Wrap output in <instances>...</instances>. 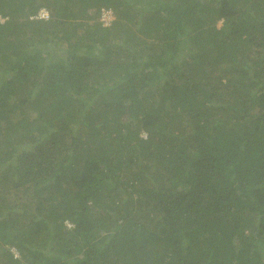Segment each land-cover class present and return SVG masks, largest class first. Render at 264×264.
Wrapping results in <instances>:
<instances>
[{"label":"trees","instance_id":"16d2710c","mask_svg":"<svg viewBox=\"0 0 264 264\" xmlns=\"http://www.w3.org/2000/svg\"><path fill=\"white\" fill-rule=\"evenodd\" d=\"M0 16V264H264V0Z\"/></svg>","mask_w":264,"mask_h":264},{"label":"built area","instance_id":"2783aa9c","mask_svg":"<svg viewBox=\"0 0 264 264\" xmlns=\"http://www.w3.org/2000/svg\"><path fill=\"white\" fill-rule=\"evenodd\" d=\"M40 17H48L49 13L48 10L45 8H42L39 13ZM114 13L112 9L102 8V16L101 19L104 21L105 24H110L111 21L114 19Z\"/></svg>","mask_w":264,"mask_h":264},{"label":"rangeland","instance_id":"374dc122","mask_svg":"<svg viewBox=\"0 0 264 264\" xmlns=\"http://www.w3.org/2000/svg\"><path fill=\"white\" fill-rule=\"evenodd\" d=\"M0 18H1L2 20L4 19L2 16H0ZM222 22H223V20H219L217 25L220 27V26L222 25ZM50 44H51V42L49 43V46H50ZM46 47H47V46H46ZM46 55H48V53L45 54V56H46ZM43 57H44V56H43ZM43 57H42V58H43ZM47 63H51V61H49V62H47ZM32 116H35V115H32ZM18 194H19L20 196L22 195L21 192H18ZM23 197H24V196H23ZM16 201H18V200H16ZM13 249H14V248H13ZM14 250H15V249H14Z\"/></svg>","mask_w":264,"mask_h":264}]
</instances>
